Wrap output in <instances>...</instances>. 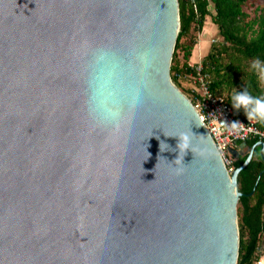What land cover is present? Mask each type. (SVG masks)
Instances as JSON below:
<instances>
[{"label":"water","instance_id":"95a60500","mask_svg":"<svg viewBox=\"0 0 264 264\" xmlns=\"http://www.w3.org/2000/svg\"><path fill=\"white\" fill-rule=\"evenodd\" d=\"M178 31V0H0V264H236L264 142L227 172Z\"/></svg>","mask_w":264,"mask_h":264},{"label":"trees","instance_id":"16d2710c","mask_svg":"<svg viewBox=\"0 0 264 264\" xmlns=\"http://www.w3.org/2000/svg\"><path fill=\"white\" fill-rule=\"evenodd\" d=\"M251 4L250 0H178L179 31L170 64V76L178 87L180 76L195 74L191 63L195 40L188 37L195 27L203 32L208 16L219 38L210 43L201 58V73L209 91L223 96L237 117L247 115L246 109L235 107L237 94L247 92L264 98V82L251 68L254 60L264 64V6L257 5L250 17L244 8ZM258 126L264 128L263 122L258 120ZM258 140L252 137L236 142L244 143L246 151L233 158L234 168L244 161L248 147ZM261 140L264 142V138ZM259 149L260 146L254 147L252 158L237 174V188L243 194L236 208L239 237L236 264H255L264 251V161Z\"/></svg>","mask_w":264,"mask_h":264},{"label":"built area","instance_id":"2783aa9c","mask_svg":"<svg viewBox=\"0 0 264 264\" xmlns=\"http://www.w3.org/2000/svg\"><path fill=\"white\" fill-rule=\"evenodd\" d=\"M194 70L195 74L190 75L193 80L190 84L191 97L188 98L210 134L214 146L230 174L234 169L232 164L234 157L230 152V146L237 141H245L252 137L263 139L264 128L258 126L257 119L249 120L247 115L244 117L235 116L233 108L223 96L214 95L209 91L205 77L201 73L200 62L194 65ZM255 264L263 263L261 259H258Z\"/></svg>","mask_w":264,"mask_h":264},{"label":"rangeland","instance_id":"374dc122","mask_svg":"<svg viewBox=\"0 0 264 264\" xmlns=\"http://www.w3.org/2000/svg\"><path fill=\"white\" fill-rule=\"evenodd\" d=\"M250 2L252 4L245 7L244 9L247 11L248 15L252 17L254 15V8L257 5L264 6V0H250ZM204 25H205L204 28L207 30L205 35L202 34L203 32H201L200 29H197V27H195L190 32V36L188 37L191 41L195 40V45L193 46V52H192V58H191L192 65H195L196 63L200 62L201 58L203 57V54L206 53L210 43H214L219 38L218 33H217V28L210 22L208 16L205 19ZM201 37L205 38L204 41L202 42H200ZM192 80L193 79H191L190 76L188 77V76L182 75L178 78L179 87L183 90V92L189 98L191 97L190 84Z\"/></svg>","mask_w":264,"mask_h":264},{"label":"clouds","instance_id":"9594fccd","mask_svg":"<svg viewBox=\"0 0 264 264\" xmlns=\"http://www.w3.org/2000/svg\"><path fill=\"white\" fill-rule=\"evenodd\" d=\"M251 68L257 71L259 78L264 82V64L260 60H254L251 64ZM235 107H243L246 109L247 118L249 120L257 119L264 122V98L250 96L247 92L237 94L235 96ZM161 143H164L161 141ZM181 149L186 150L188 148V138L187 136H182L179 138V143L177 145Z\"/></svg>","mask_w":264,"mask_h":264},{"label":"crops","instance_id":"0c3cea01","mask_svg":"<svg viewBox=\"0 0 264 264\" xmlns=\"http://www.w3.org/2000/svg\"><path fill=\"white\" fill-rule=\"evenodd\" d=\"M206 29L205 28H203V33L202 34H204L205 35V33H206ZM201 40H200V42H202V41H204V39L205 38H200ZM199 42V43H200ZM204 55V54H203ZM201 58V57H200ZM232 149H234V150H236V151H242V152H245L246 151V148H245V146H243V145H241V144H237V143H235V144H233V145H231L230 146V152H231V154L233 155V153H232ZM233 157H235L234 155H233ZM262 247L264 248V236H263V242H262ZM261 261H262V263L264 264V251H263V253H262V255H261Z\"/></svg>","mask_w":264,"mask_h":264}]
</instances>
